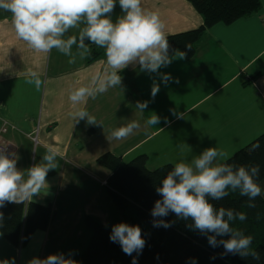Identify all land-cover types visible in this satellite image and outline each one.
<instances>
[{
  "label": "crops",
  "instance_id": "1",
  "mask_svg": "<svg viewBox=\"0 0 264 264\" xmlns=\"http://www.w3.org/2000/svg\"><path fill=\"white\" fill-rule=\"evenodd\" d=\"M142 4L159 14L167 37L205 25L203 15L188 0H142ZM121 15L117 0L111 13L113 22ZM84 26L82 22L69 29L63 39L78 37ZM85 45L97 53L93 59L88 54L81 60L73 45V64L56 49L36 52L16 37L11 14L0 10V129L8 127L2 138L15 154L17 170L25 179L27 171L42 162L48 148L58 153V167L48 172L45 187L23 201L52 206L55 218L24 247L13 245L0 234V261L29 264L33 258H46L50 245H57L56 218L62 227L60 240L73 232L74 240L82 242L87 235L86 216L108 225L110 216L100 209L109 204L101 190L107 189L111 171L98 162L104 154L120 156L125 162L145 155L147 168L156 170L190 162L205 149L217 146L227 153L217 158L216 163H223L264 134V0L233 23L205 28L192 58L179 59L178 50L168 51L172 63L159 69V74L141 71L139 62H132L119 73L121 85L73 105L71 91L85 86L95 89L93 77L109 70L105 49L87 38ZM32 72L42 80L38 91L27 82ZM160 74H170L167 86ZM154 81L160 91L153 100ZM137 101L148 102V107L141 112ZM80 108L101 124L89 125L87 118L74 121L71 113ZM170 109L183 113V118L178 119ZM154 114L160 123L146 126L145 121ZM134 120L141 125L134 134L123 140L111 139L112 130ZM258 184L264 199V179Z\"/></svg>",
  "mask_w": 264,
  "mask_h": 264
},
{
  "label": "clouds",
  "instance_id": "2",
  "mask_svg": "<svg viewBox=\"0 0 264 264\" xmlns=\"http://www.w3.org/2000/svg\"><path fill=\"white\" fill-rule=\"evenodd\" d=\"M123 15L113 22L111 13L114 12L117 0H0V10L11 14V25L18 39L24 41L36 52H50L56 49L62 55L69 57L68 63L76 62L73 55V45L77 46L80 59L86 58L91 49L85 45L87 38L98 48L105 49L106 64L109 70L100 77H93L95 89L79 87L69 94V101L73 105L86 103L88 98H95L98 94L106 92L109 88L117 87L122 83L119 74L130 63L138 61L141 71L159 74V69L172 63L168 56L169 42L166 34V25L155 11L143 7L142 0H118ZM78 37L76 35L63 39L69 29L77 28L80 23ZM188 50L191 44H186ZM179 59H185L186 53L177 51ZM165 86L171 81L170 74H160ZM35 86L38 91L42 80L36 72L31 73L27 81ZM178 82V81H177ZM160 85L153 82L151 95L154 100ZM136 107L143 112L148 107V102L137 101ZM177 118H183V113L170 109ZM71 118L77 123L87 118V124L99 123L96 117L85 108L71 113ZM166 123H170L165 118ZM160 123V117L150 116L146 126ZM101 124V123H99ZM141 127L138 121H130L126 125L112 130L111 139L123 140L134 134ZM163 130V129H161ZM179 147H183L180 145ZM260 147L259 143L253 145L252 150ZM58 153L48 148L43 155L42 162L27 171V179L17 170L14 153L0 151V207L5 202L20 203L38 195L46 185V176L50 170L56 169ZM227 153L217 146L209 147L192 159L190 162L176 163L166 178L162 187H157L156 192L162 197L155 203L151 215L154 218L166 217L173 212L181 219L191 218L195 228L202 233L214 232L216 235H231V239L220 241L226 253L239 254L241 257L249 255V246L252 236H244L242 232L230 228L225 221L238 217L244 221L247 216L240 212L237 216L231 210L220 208L215 211L206 196L215 200L229 195V189L235 192L239 189L241 196H246L250 201L261 195L262 188L256 182L259 166L235 168L232 163H216L218 157H226ZM249 208L255 207L254 203L248 204ZM3 213H0V226H2ZM174 223V222H173ZM154 227L168 228L171 225L163 219H154ZM110 240L118 243L122 251L132 256V264H137V258L142 254L145 240L139 226H130L119 223L112 227ZM209 243L217 246L215 236L209 237ZM259 259L257 253H251ZM71 253L69 254V257ZM215 257H213L214 259ZM0 264H15L14 259L0 261ZM29 264H76L64 254L49 255L44 259L33 258ZM195 264V261H193Z\"/></svg>",
  "mask_w": 264,
  "mask_h": 264
},
{
  "label": "trees",
  "instance_id": "3",
  "mask_svg": "<svg viewBox=\"0 0 264 264\" xmlns=\"http://www.w3.org/2000/svg\"><path fill=\"white\" fill-rule=\"evenodd\" d=\"M195 9L204 17V27L167 37L168 51H183L186 58H192L196 53L197 43L202 37L205 28L217 23L227 24L250 14L260 5V0H188ZM191 44L188 50L185 45ZM97 53L91 50L89 59ZM260 147L252 150L254 144ZM98 162L109 169L111 174L107 180V189L120 211L124 221L130 226H139L145 247L137 258V264H264V199L261 196L250 201L248 197L241 196L239 189L222 199L215 200L210 196L206 199L213 205L215 211L220 208L231 210L234 216L244 212L247 219L228 220L230 228L238 230L244 236H252L249 246V255L241 257L239 254L226 253L223 240L231 239V235H216L214 232L202 233L195 228L191 218L181 219L175 213L169 212L166 217L154 218L151 213L157 200L162 197L156 192L157 187H162L172 165H165L156 170L147 168V157L139 155L130 162H125L122 157L112 153L102 155ZM223 163H232L235 168L245 166L251 168L259 166L256 182L264 179V134H261L247 146L240 149ZM254 203L255 207L249 208L248 204ZM3 213L0 234L9 242L18 247L27 246L37 231H46L55 218L52 206H44L35 202H5L0 207ZM154 219H163L171 226L165 228L154 227ZM86 223L92 231L91 240L79 257L76 264H132V256L125 254L118 243L110 240L111 229L101 221L92 217H85ZM174 222V223H173ZM215 236L217 246L209 243V237ZM258 254L259 259L251 253ZM213 257H215L213 259Z\"/></svg>",
  "mask_w": 264,
  "mask_h": 264
},
{
  "label": "rangeland",
  "instance_id": "4",
  "mask_svg": "<svg viewBox=\"0 0 264 264\" xmlns=\"http://www.w3.org/2000/svg\"><path fill=\"white\" fill-rule=\"evenodd\" d=\"M104 189V190H103ZM101 191H103L104 195L107 197L108 199V202L109 204H104V205H101L100 206V209L102 210L103 213L105 214H108L110 216L109 220L107 221L108 223V228H110L112 230V227L114 225H117L119 223H126L124 221V219L122 218V216L119 214L118 210L116 208H114L112 205V200L108 194V191L106 188H103ZM99 211V209H97ZM100 210V211H101ZM55 228H56V235H57V238H58V241H56L57 245L53 246L50 245V247L48 248V253L46 255L49 256V255H58V254H64L66 258H71L72 260H74L75 262L78 261L79 257L81 256V252H83L85 250L84 246L82 245V242L85 244H89L90 240H91V236H92V231L91 229H88V225L84 224L85 227H86V230H87V235L84 236L82 238V242H78L77 240H74V233L71 232L70 235H67L65 234L64 237L62 238V240H60V235H61V229L62 227L59 226L60 223H59V220L58 218H56L55 220ZM86 223V222H85ZM78 229H81L80 227H77ZM82 230V229H81ZM84 230V231H86ZM83 231V230H82ZM85 235V233H84ZM65 241V242H64ZM83 249V251L80 249ZM71 253V256L69 257V254Z\"/></svg>",
  "mask_w": 264,
  "mask_h": 264
},
{
  "label": "built area",
  "instance_id": "5",
  "mask_svg": "<svg viewBox=\"0 0 264 264\" xmlns=\"http://www.w3.org/2000/svg\"><path fill=\"white\" fill-rule=\"evenodd\" d=\"M8 127L6 125H3L0 129V151L6 152L11 154L12 150L8 147V145L5 143V141L2 138V135L7 133Z\"/></svg>",
  "mask_w": 264,
  "mask_h": 264
}]
</instances>
